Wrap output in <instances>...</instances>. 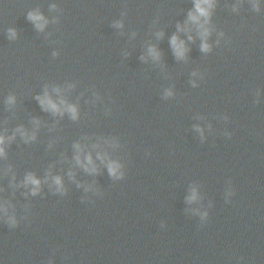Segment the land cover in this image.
<instances>
[{
	"label": "clouds",
	"instance_id": "obj_1",
	"mask_svg": "<svg viewBox=\"0 0 264 264\" xmlns=\"http://www.w3.org/2000/svg\"><path fill=\"white\" fill-rule=\"evenodd\" d=\"M211 3H212V0H196V4H195L196 12L199 15H201V16H207L208 15V11L202 5H208V7H211ZM189 17L193 21H195V20L198 19L197 15H194L192 13L189 14ZM41 18L42 17L33 16L32 14H29V19L30 20H33V21L39 20ZM10 31H13V30H10ZM204 35L205 36L207 35V31H205ZM176 42H177V38L175 36H173L171 43L173 44L174 47L176 46ZM202 50H204V51H207L208 50V45L206 43L202 45ZM178 54L182 55V52L178 51ZM40 103H41V105H44L45 104V100H41ZM47 105L49 107H51L53 110H58L57 109V106L54 103H52L51 100H48L47 101ZM69 111L72 112L73 119H75L76 118V110H75V108L74 107H70L69 108ZM3 143H4V137L3 136H0V145H2ZM76 147H77V149H79V145H76ZM0 155H4V149L2 147H0ZM76 159H77V162L80 163L79 156H77ZM88 162L91 163V157L90 156L88 157ZM117 167H118V165L110 164L109 165V172L112 175H116ZM55 183L58 186H62L61 185V180H60L59 177H56L55 178ZM25 184H32V185H34L35 187L33 188L32 191H33V194H36V192L39 190L40 181L38 179H36L35 176L29 174L26 177Z\"/></svg>",
	"mask_w": 264,
	"mask_h": 264
}]
</instances>
